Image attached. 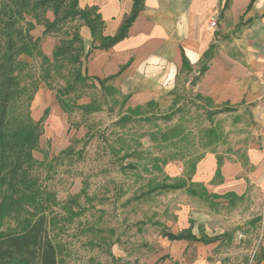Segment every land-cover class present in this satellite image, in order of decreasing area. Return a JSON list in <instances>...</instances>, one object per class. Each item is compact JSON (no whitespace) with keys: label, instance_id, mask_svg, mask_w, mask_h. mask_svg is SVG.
<instances>
[{"label":"rangeland","instance_id":"374dc122","mask_svg":"<svg viewBox=\"0 0 264 264\" xmlns=\"http://www.w3.org/2000/svg\"><path fill=\"white\" fill-rule=\"evenodd\" d=\"M36 1L0 0V96L5 77L14 75L7 129L28 118L33 122L44 118L32 151V174L42 193L58 264H161L163 258L156 254L167 244L162 229L177 230L179 221L189 215L199 224L204 220L211 235L231 234L230 240L224 236L209 245L211 262L264 264V188L250 185L241 198L222 193V197L202 199L199 194L206 179L196 180L197 167L207 154L220 157L222 165L240 164L241 176L252 172L245 155L253 131L250 114L237 109L209 118L208 113L219 106L193 91L184 70L176 76L172 102L166 107L133 104L113 81L106 85L121 94L87 80L63 98L72 106L91 103L95 111L84 113L74 107L65 113L55 93L73 82L78 69L85 73L90 49L87 52L82 43L80 65L69 62L68 55L53 61L55 47L79 31L83 22L68 19L43 34L44 23L54 15L49 6H39ZM173 106L181 111L168 123L143 119L166 113ZM129 109L134 119L115 124ZM172 127L178 136L162 140L161 132ZM202 168L210 171L208 165ZM208 181L221 180L212 176ZM158 182H184L186 188L144 195L148 186ZM188 187L197 195L188 194ZM3 189L0 183V195ZM229 200L235 203L231 205ZM27 208L22 217L34 212L32 206ZM253 217L260 219L251 224ZM17 225L15 219L6 218L0 230L11 231ZM181 257L191 259L187 248Z\"/></svg>","mask_w":264,"mask_h":264},{"label":"crops","instance_id":"0c3cea01","mask_svg":"<svg viewBox=\"0 0 264 264\" xmlns=\"http://www.w3.org/2000/svg\"><path fill=\"white\" fill-rule=\"evenodd\" d=\"M250 1L229 0L225 7V0H143L127 35L108 49H92L98 42H93L87 26L83 24L79 29L87 52L90 49L85 74L99 78L114 75L113 83L129 95L133 104L153 101L160 108L166 107L172 102L170 92L176 76L184 70L190 82L197 76L195 85H191L194 92L219 107L229 106L233 111L246 110L250 114L253 131L245 155L252 172L241 176L240 164H223L221 181L210 184L216 158L207 154L197 167L196 180L205 177L210 193L241 195L250 185L264 188V0H253L249 7ZM132 3L133 0H78L81 8L97 6L104 22V36L117 33ZM210 47L211 56L200 72ZM183 56L189 70L182 65ZM204 165H208L209 172L203 171ZM189 219L193 221V234L198 236L197 231L203 229L207 235H215L208 232L204 220L199 224L190 215L179 221L177 230L170 231L176 233L187 227ZM162 239L167 244L156 254L163 258L161 264H215L208 258L211 244ZM185 248L191 259L181 257Z\"/></svg>","mask_w":264,"mask_h":264},{"label":"trees","instance_id":"16d2710c","mask_svg":"<svg viewBox=\"0 0 264 264\" xmlns=\"http://www.w3.org/2000/svg\"><path fill=\"white\" fill-rule=\"evenodd\" d=\"M253 0L250 1L249 7ZM143 0H133L130 13L124 18L116 34L112 36H104L102 30L104 22L98 11L97 6H89L81 8L78 5V0H37L36 4L39 6H49L54 18L51 21L44 23L43 34H47L51 29L57 27L63 21L68 19L79 18L83 24L88 27L93 42H98L92 46V49H108L118 41L122 40L127 35V30L139 10L142 8ZM229 0H225V7ZM61 13V14H60ZM82 37L78 30H76L71 38L60 41L52 52L53 61L57 59L66 58L69 56V62L74 64H81L80 50H82ZM74 44H77L74 46ZM211 49L209 48L204 54V61L199 68L203 72L206 68V63L211 56ZM68 55V56H67ZM182 65L189 70V64L183 56ZM14 75L5 77V90L0 96V183L4 185V189L0 195V228L6 218L15 219L18 223L17 228L11 231L0 230V264H58L57 250L47 231V218L44 212V202L42 193L37 188V178L32 174L34 168V158L32 151L35 148L39 136L42 133L43 116L36 122L28 118L27 122H18L13 128L7 129L8 113L10 104L13 98V85L15 84ZM114 75H109L104 78L95 76H88L81 69L75 72L72 83L67 84L64 88H59L55 93V99L61 109L65 113H69L72 108L76 107L84 113L94 112L91 103L70 105L63 95L67 92L73 91L78 83L84 84L87 80H95L100 89L110 90L111 92L120 93L119 90L110 88L106 85L107 82L112 81ZM91 86L96 87L95 84ZM129 95L126 94L124 99L127 100ZM209 99V98H208ZM210 100V99H209ZM151 101L148 104H153ZM138 109V106H137ZM129 113L120 116L114 123L117 125H125L131 122L134 118L132 109ZM234 108L229 106L219 107L212 112H209V118L212 114L230 112ZM181 109L178 106H173L168 112L162 114H150L151 116L144 117V120L153 121L154 119L170 122L174 116L179 113ZM214 135V130H209ZM162 140H172L178 136L175 127L169 128L160 134ZM125 157V156H124ZM166 162V160H163ZM222 159L216 156V169L214 177L221 179ZM194 168V167H193ZM186 188L184 182L169 183L158 182L148 186L144 195H149L153 192L173 191ZM202 194L200 198L207 196L222 197L216 193H208L203 185H201ZM187 193L197 195L196 191L187 188ZM224 195H233L235 198H241L242 195H237L234 192H227ZM232 205L234 200H229ZM34 208L30 217H22L25 212H28V206ZM259 217H253L249 222L254 224ZM193 221L188 220V226L180 229L174 233L168 229H162L161 236L170 241L185 240L188 242H201L205 245L220 242L221 238L228 236L231 239V234L222 232L212 236L207 235L203 229H199V235L192 233ZM264 258V254H261ZM152 264H156L152 263Z\"/></svg>","mask_w":264,"mask_h":264},{"label":"water","instance_id":"95a60500","mask_svg":"<svg viewBox=\"0 0 264 264\" xmlns=\"http://www.w3.org/2000/svg\"><path fill=\"white\" fill-rule=\"evenodd\" d=\"M196 79H197V76H194L192 78V81L190 82V85L194 86L195 85V82H196Z\"/></svg>","mask_w":264,"mask_h":264},{"label":"built area","instance_id":"2783aa9c","mask_svg":"<svg viewBox=\"0 0 264 264\" xmlns=\"http://www.w3.org/2000/svg\"><path fill=\"white\" fill-rule=\"evenodd\" d=\"M210 24H211V25H214V24H215V22H214V21H212Z\"/></svg>","mask_w":264,"mask_h":264}]
</instances>
